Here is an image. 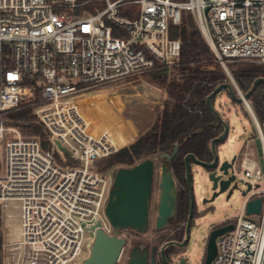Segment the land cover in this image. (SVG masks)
<instances>
[{
	"label": "built area",
	"instance_id": "2783aa9c",
	"mask_svg": "<svg viewBox=\"0 0 264 264\" xmlns=\"http://www.w3.org/2000/svg\"><path fill=\"white\" fill-rule=\"evenodd\" d=\"M125 4L139 6L135 16L119 13ZM184 11L218 60L264 63V0H0V206L16 210L0 264H80L91 227L111 233L102 209L114 171L95 162L118 148L108 129L91 128L80 101L95 86L178 65L181 41L169 26ZM28 106L49 148L4 122ZM255 128L262 163L248 149L236 156L232 173L250 187L232 221L210 226L233 223L217 235L210 264H264V123ZM257 197L260 211L247 213Z\"/></svg>",
	"mask_w": 264,
	"mask_h": 264
},
{
	"label": "rangeland",
	"instance_id": "374dc122",
	"mask_svg": "<svg viewBox=\"0 0 264 264\" xmlns=\"http://www.w3.org/2000/svg\"><path fill=\"white\" fill-rule=\"evenodd\" d=\"M95 6L101 9L104 7V3L98 2ZM138 7L137 4H125L120 7L119 13L122 16L133 17L136 15ZM211 53L213 57L211 62L206 65V70H210L213 72V75L219 76L222 80L221 82H230V76L233 77L240 91L243 93L244 91L236 81L234 70H238L243 66L260 63L232 60L222 61L215 57L212 50ZM179 65L180 60L178 65L173 64L168 70L166 69L169 79L182 76ZM224 76L226 78H223ZM83 98L84 100L80 101V103L82 104L85 116L91 123V128L95 131L97 130V132L104 128L108 129L111 137L117 142L118 149H120L135 142L142 134L149 130L157 118L161 117L164 105L168 100V94L162 85L152 79L151 75L143 73L95 86ZM212 104L229 124L227 137L217 144L219 164L224 159L230 160L234 155L239 159L245 149L253 152V157L259 159L262 163L255 123L246 105L231 100L225 89L219 91L213 97ZM17 110L19 109L10 110L3 114L6 124L14 125L12 122L15 120L8 117V114ZM32 113H34L33 108ZM33 120L36 121L37 119ZM17 122L21 124L20 128L23 135H32L28 134V130L22 125L26 121L17 120ZM176 150L177 144L174 145V148L170 152H157L149 155L154 161V177L150 198V225L149 230L143 233L144 238L153 237L150 234V229L153 226L156 215L160 166L164 162V157H166L168 162H171V158L176 153ZM63 154V151L57 150L58 156ZM141 159H137L135 162ZM190 163L194 199L199 215L192 226L190 241L185 254L187 256V264H203L205 244L210 226L225 219L232 221L238 215L244 198L241 194V189L246 186H242V182L237 176L230 183L227 190L219 193L214 199L203 203L202 199L204 197L209 198L211 196V181L208 180L204 168L199 167L193 161ZM121 166L128 165L116 163L107 169L115 171ZM239 169L240 167L238 166L236 170L238 171ZM229 190H231V193L228 195ZM6 210L0 206V243L3 237L7 235L8 229H10L7 227V224L15 222L16 219L15 208H11L9 211ZM117 233L118 235H123L125 232L118 230Z\"/></svg>",
	"mask_w": 264,
	"mask_h": 264
},
{
	"label": "trees",
	"instance_id": "16d2710c",
	"mask_svg": "<svg viewBox=\"0 0 264 264\" xmlns=\"http://www.w3.org/2000/svg\"><path fill=\"white\" fill-rule=\"evenodd\" d=\"M169 35L181 41L179 70L182 76L169 79L165 68H157L146 73L162 85L168 94L161 117L157 118L149 130L135 142L97 160L95 166L98 170H106L116 163L131 165L137 159L151 154L170 152L177 144L171 164L179 182L185 186V190H181L178 195L181 214L185 210V199L188 200L183 157L186 153L192 152L201 160H210L212 158L210 140L223 130L205 102L206 95L222 80L219 76L213 75L212 71L206 70V65L211 62L213 54L190 12L182 13L180 24H170ZM155 62L157 63V60ZM234 72L237 83L245 92L257 76L264 75V63L243 66ZM248 100L257 120L264 123V83L257 85ZM8 117L14 119L12 124L18 126L21 124L17 120L26 121L22 125L26 127L28 134L38 135L43 147H50L47 133L38 120H33L37 119V115L32 113L30 106L9 113ZM56 156L58 157L57 153ZM67 162L75 163L71 158H68Z\"/></svg>",
	"mask_w": 264,
	"mask_h": 264
},
{
	"label": "water",
	"instance_id": "95a60500",
	"mask_svg": "<svg viewBox=\"0 0 264 264\" xmlns=\"http://www.w3.org/2000/svg\"><path fill=\"white\" fill-rule=\"evenodd\" d=\"M264 83V75L257 76L250 88L241 93L238 85L230 76V82L217 84L205 97V102L209 110L215 115L218 122L223 126L222 132L210 140L211 161H204L196 157L192 152L184 155L185 175L190 191V205L193 207L194 189L191 181V161L205 169L208 180L211 181V196L203 199L202 202L214 199L219 193L224 192L235 179L232 169L235 164L236 155L230 160L224 159L219 164L217 144L223 141L228 135L229 124L225 118L216 110L212 104V98L221 90L225 89L234 102H241L246 105L255 124L258 120L248 103V97L259 83ZM59 150L64 151V147L58 142ZM154 161L149 156L128 165L117 168L113 173L111 187L103 207V213L108 223L114 230L121 228H133L138 232H144L149 222V206L152 194ZM163 173L159 182V194L157 202L156 226L161 227L166 224L175 210L176 187L174 177L169 169L168 160L164 157L162 164ZM249 184L241 194L244 196ZM231 193L229 190L228 195ZM261 207V198L250 199L246 204L247 213H258ZM94 230V239L90 245L88 255L80 261V264H115L124 245V238L115 234L105 232L100 222L97 221L91 227ZM233 229V223L214 226L209 230L205 244V256L203 264H210L216 252L215 239L217 235ZM170 242L165 243L164 245ZM127 264H146L145 258L131 259ZM151 264H155L154 260Z\"/></svg>",
	"mask_w": 264,
	"mask_h": 264
},
{
	"label": "flooded vegetation",
	"instance_id": "af4514ba",
	"mask_svg": "<svg viewBox=\"0 0 264 264\" xmlns=\"http://www.w3.org/2000/svg\"><path fill=\"white\" fill-rule=\"evenodd\" d=\"M212 158L208 161H211ZM205 161V160H204ZM163 164V163H162ZM162 164L159 170V182L163 173ZM169 169L175 180L176 187V201L174 213L168 217L165 225L161 227L156 226L157 217V206L156 215L153 221V226L150 229V234L153 237L144 238L143 233L149 230L150 225V206H149V222L147 229L144 232H138L133 228H121L125 232L123 235H118L117 231L112 227V231L109 234H115L124 238L125 242L120 250L118 258L115 264H127L131 259L134 258H145L146 264H151L154 260L155 264H187L186 249L190 241V233L196 217L199 215L195 199L193 207L190 205V191L186 180L188 200L185 199V210L180 214L178 195L181 190H185V186L179 182L177 173L174 170L171 162H168ZM154 177V169H153ZM192 181V171H191ZM158 182V186H159ZM153 186V184H152ZM210 198V197H209ZM204 197L203 199H209ZM202 199V200H203ZM158 202V199H157ZM207 202V201H205ZM203 202V203H205ZM170 242L166 245L165 243ZM205 255V254H204Z\"/></svg>",
	"mask_w": 264,
	"mask_h": 264
},
{
	"label": "bare ground",
	"instance_id": "6f19581e",
	"mask_svg": "<svg viewBox=\"0 0 264 264\" xmlns=\"http://www.w3.org/2000/svg\"><path fill=\"white\" fill-rule=\"evenodd\" d=\"M110 142H111V144H112L113 147L115 146L116 148H118L117 147V145H118L117 142L112 137H110Z\"/></svg>",
	"mask_w": 264,
	"mask_h": 264
},
{
	"label": "crops",
	"instance_id": "0c3cea01",
	"mask_svg": "<svg viewBox=\"0 0 264 264\" xmlns=\"http://www.w3.org/2000/svg\"><path fill=\"white\" fill-rule=\"evenodd\" d=\"M223 118H224V116H223ZM255 123V122H254ZM115 147V146H114Z\"/></svg>",
	"mask_w": 264,
	"mask_h": 264
}]
</instances>
